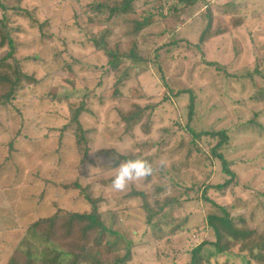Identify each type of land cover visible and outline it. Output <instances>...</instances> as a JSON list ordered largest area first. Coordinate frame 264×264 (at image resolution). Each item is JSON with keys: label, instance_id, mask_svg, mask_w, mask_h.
<instances>
[{"label": "rangeland", "instance_id": "obj_1", "mask_svg": "<svg viewBox=\"0 0 264 264\" xmlns=\"http://www.w3.org/2000/svg\"><path fill=\"white\" fill-rule=\"evenodd\" d=\"M243 1L264 6V0H235ZM126 3V12L110 17L109 9ZM11 6L18 9L12 11ZM17 10L26 14L18 16ZM253 11L239 10L246 29L200 45L208 27L202 2L189 6L179 0H20L13 5L12 0H0V19L8 18L19 46L16 56L37 80L0 110V264L11 259L26 262L24 254H14L24 240L37 251L44 249L39 237L29 238L34 223L55 212L54 201L63 211L89 212L84 196L101 199L99 219L108 232L86 235L90 246L79 264H111L128 248L126 264L188 262L187 251L202 240H213L204 227L206 214L219 213L197 188L222 183L226 177H213L219 164L210 150L218 139L203 136L193 144L186 125L196 133L225 132L228 140L220 153L232 163L236 179L232 190L221 196L209 191L206 197L225 206L235 223L243 218L251 230L264 231V131L253 126H264V10ZM217 14V19L222 17ZM144 18L148 23L136 32ZM217 25L214 21L213 27ZM101 38L113 52L128 54L133 49L142 60L123 59L107 73L108 55L94 45ZM7 52V47L1 49L0 57ZM206 61L221 67L207 66ZM113 91L117 96L109 97ZM80 106L90 112L81 119L85 129L108 131H89V154L81 166L74 129L57 139L71 111ZM137 107L147 109L127 135L118 112ZM107 148L148 160L153 174L124 191L114 190L111 180L117 169H107L109 155H98ZM72 182L80 189L63 188ZM178 183L196 190L186 193L179 185L171 186ZM167 196L178 197L179 205L173 204L175 210L166 212L162 222L154 219L147 226L148 210L157 211ZM144 204L149 208L143 209ZM55 240L64 247L65 240ZM208 251L204 247L203 252Z\"/></svg>", "mask_w": 264, "mask_h": 264}, {"label": "trees", "instance_id": "obj_2", "mask_svg": "<svg viewBox=\"0 0 264 264\" xmlns=\"http://www.w3.org/2000/svg\"><path fill=\"white\" fill-rule=\"evenodd\" d=\"M10 4L11 0H5ZM201 0H179V3L186 4V5H194L196 2H200ZM20 2V0H12L13 5ZM130 3H126L123 6H115L114 8L109 9V15L116 14L118 12H126L128 10ZM13 8L12 11L18 9L16 6H11ZM98 7V6H97ZM100 7V6H99ZM7 10V6L2 7ZM223 11V10H220ZM236 10H227L230 16ZM18 16H23L22 13L25 12L24 10H17ZM213 10H208V27L206 26L205 30L202 32L200 36V45L208 42L210 39L225 33L228 29L232 27H237L242 24V20H234V18L230 17L226 14L229 18L226 23L222 22V17L217 19V26L213 27L214 19L212 18ZM31 15H28L30 17ZM150 18V17H149ZM149 18H144L141 23H137L134 30L136 32L140 31L143 25L148 23ZM95 46L102 47V49L108 55V70L107 73H110L112 70H116L121 60L128 59L132 60L134 63L140 62L142 59L136 54L133 49H130L128 54H118L113 50L108 49L104 39L101 38L100 41H94ZM7 47L8 52L3 56L0 57V110L6 109L8 104L12 101L17 99L21 93V91L25 88L26 85H34L37 83V80L32 75H28L23 68L22 61L17 58L16 53L19 51V46L13 40L12 31L8 28V18L0 19V50ZM108 51H106V49ZM197 48L200 49L199 45ZM36 60V57L32 58ZM26 62V61H24ZM207 66L211 67H221L219 63L206 61ZM223 68V67H222ZM247 73V71H246ZM250 75V74H249ZM246 77L248 78L249 76ZM116 92V91H115ZM114 95V96H111ZM116 97L114 91L109 97ZM191 108L188 114V118L190 121V117L192 116V98H191ZM147 108H135V110H129L126 113L118 112V116L120 122L124 125V132L125 134L129 135L133 131V128L136 127L140 121L143 111ZM90 115V112L83 108L82 106L74 109L71 111V116L69 118L68 123L60 129V134L57 139L58 141L67 137L64 133L67 129H74L71 132L74 149L80 155V164L79 166L83 165L88 152V142H89V131L93 134H97L100 130L95 126V128L85 129L83 127V123L81 121L83 114ZM144 114V113H143ZM257 128V131L260 133L264 131V126L259 124L253 125ZM141 127H143L141 125ZM250 128V127H249ZM145 131V128H142ZM103 131V132H102ZM185 131L189 133L192 139V143L195 144L197 140H200L203 136L210 137L212 139L217 138L218 141L215 146H213L210 150V157L216 159L218 167L215 168V174L213 173V177L224 175L226 178L222 183L213 184L211 181L213 179H209L211 184H202L197 191L201 193V198L210 203L214 209L219 213L210 212L206 214L204 223L206 228H208L212 235L213 240H202L200 244L192 247L189 251L186 252L188 257V262L185 264H264V231L258 232L256 230H251L245 220L243 218H237V224L234 222V219L231 217L230 212L226 209L225 206L216 203L213 200L208 199L207 193L209 191H215L220 194H225L228 189L232 190L233 188L231 185L236 179V174L232 170L231 166L232 163L229 162L221 153L220 149L223 145L226 144L228 137L224 131L218 132H194L191 128L186 125ZM108 132L107 130H100L99 133ZM119 139V138H118ZM25 141V140H23ZM18 143V141H14ZM13 143L9 144L12 145ZM4 144L0 146L2 149ZM120 154L119 159L115 162H110L107 166V169L114 170L118 168L120 162L134 159L136 156L135 154H123V152L119 149L114 148H107L105 150H101L99 152L102 156L105 154L109 155V157L113 154ZM215 163L214 165L217 166ZM174 169V168H173ZM178 171V169H177ZM212 171H210L211 173ZM163 174L165 172L163 171ZM212 175V174H211ZM112 181V180H111ZM236 181V180H235ZM169 185V184H168ZM178 185L184 188L182 184H176L171 186L177 189ZM62 187V186H61ZM70 187H74L75 189H80L79 184L77 182H73L69 185L63 186V188L68 189ZM160 188L161 189H165ZM231 188V189H230ZM193 190H196L194 186L186 187L183 189L184 192L189 193ZM81 192L83 193L84 190L82 189ZM131 194L134 196H142L140 192L132 191ZM86 202L90 205L89 212H70V211H63L57 203L54 201V208L55 212L50 215L48 218H40L38 219L33 227L30 229V236L35 240V237H39L41 239V244H44V249L42 250H35V246L33 247L27 240H24L19 247H16L14 250L15 253L24 254L27 261L23 264H62L64 262H68L69 264H79L80 259L86 255L87 248L90 246V242L86 235L89 232H97L102 235L103 232H108L107 228L103 226L102 222L99 219L100 212H98V203L101 199H93L89 196H84ZM177 199L167 196L163 199L162 204H160L157 211L148 210L146 214L145 223L146 225H151L153 220L155 219L156 222L161 221L162 218L165 216L166 212L175 210L173 204L179 205ZM169 207V209H167ZM148 205L144 204L143 209H148ZM161 213V214H160ZM167 215V214H166ZM165 225H168V220L163 221ZM153 227V226H152ZM81 232L80 234L83 237L80 239L77 237V232ZM39 233V235L37 233ZM38 235V236H37ZM62 240H65L64 247H61V243L55 240V237ZM79 239V240H78ZM77 241V242H76ZM80 241V242H78ZM204 247H208L209 251L204 253ZM129 248L126 250V253L121 258H116L113 263L111 264H126L129 259ZM220 261H222L220 263ZM98 264H104L102 262H97ZM8 264H17L15 259H11Z\"/></svg>", "mask_w": 264, "mask_h": 264}, {"label": "clouds", "instance_id": "obj_3", "mask_svg": "<svg viewBox=\"0 0 264 264\" xmlns=\"http://www.w3.org/2000/svg\"><path fill=\"white\" fill-rule=\"evenodd\" d=\"M118 153L109 157L111 162L119 159ZM161 166H164L161 161ZM154 172L153 164L142 157L128 159L119 163L116 175L112 179V188L116 191H124L130 183L144 180Z\"/></svg>", "mask_w": 264, "mask_h": 264}, {"label": "crops", "instance_id": "obj_4", "mask_svg": "<svg viewBox=\"0 0 264 264\" xmlns=\"http://www.w3.org/2000/svg\"><path fill=\"white\" fill-rule=\"evenodd\" d=\"M200 2L203 3V9L204 10H213V12H212V16L213 17L212 18L214 19V21H217V18H216L217 15H218L217 13H219V15L222 16V20H223L222 22L226 23L225 20H227L229 18L228 16H226V14L230 16V14H228V12H226L227 10H236V11H234L232 13V15L230 17L234 18V20H236V21H238L240 19L242 20V24L241 25H239L237 27H232V28L228 29L225 33L210 39L209 40V41H211L210 44H213V42L216 41V39L217 40H222L223 36H225V34H227V33H231L233 31L236 32L238 30H243L245 28L244 24H245L246 21H245V18L243 17V15H242L243 12L240 14L239 10H254L253 13L255 12V10H264V6L255 8V6H253V4L250 3V2L248 4H245V1H243V2H235V0H210V1L201 0ZM200 2H198V3H200ZM220 10H223V11H220ZM253 13H252V15H253ZM247 20H249V19H247ZM209 45L206 46V49L208 47H210ZM206 49H204V50L206 51Z\"/></svg>", "mask_w": 264, "mask_h": 264}]
</instances>
